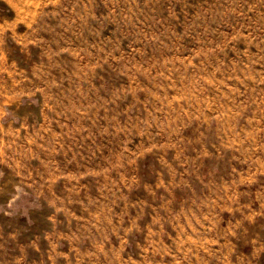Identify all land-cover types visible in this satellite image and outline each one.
Returning a JSON list of instances; mask_svg holds the SVG:
<instances>
[{
    "label": "rangeland",
    "instance_id": "374dc122",
    "mask_svg": "<svg viewBox=\"0 0 264 264\" xmlns=\"http://www.w3.org/2000/svg\"><path fill=\"white\" fill-rule=\"evenodd\" d=\"M0 47V264H252L205 205L263 233L264 0H0Z\"/></svg>",
    "mask_w": 264,
    "mask_h": 264
},
{
    "label": "crops",
    "instance_id": "0c3cea01",
    "mask_svg": "<svg viewBox=\"0 0 264 264\" xmlns=\"http://www.w3.org/2000/svg\"><path fill=\"white\" fill-rule=\"evenodd\" d=\"M4 56H5V52H4V50H2V47H0V59L2 60ZM242 177L243 176L238 177L236 179V181L237 180L238 181L235 183V187H234L235 194H231L228 198H227V195L221 194V200L218 202V204L209 203L208 205H205V207H208V211H211V208H212L215 211L219 212L218 213V216H219L218 221L220 223L222 221V218H225V212L228 209L229 210L233 209L234 211H238V212L240 211V213H242V212L244 213L246 210H248L250 208L249 210L252 212L250 214V219H249L248 225H244V220H246L247 218H245L243 213H242L243 217H241V219L236 222V226H238L237 223L241 222L242 219H243V223H241V227H240L239 231H236V233H238V235H240L241 230L243 228L246 231L247 230L250 231V234H251L249 236V239H250L249 244L251 247L250 252H249V258L251 260L250 262H252V264H259V262L261 261L264 264V230H263V233L260 235L258 230H259V224H261L260 223L261 218L259 217L260 215H258L256 212V211H260L259 209L262 205L259 206V204L257 205L256 202L254 201V194L256 195L257 191H255V187L253 188V186L251 185L252 182L251 183L249 182L248 184H246V187H245ZM222 179H224L223 186L225 187V185H226L225 180L226 179L225 178H222ZM248 179L255 180V178H253V177L248 178ZM202 191H203L204 196H208V197L211 196L212 197V194H205V189H203ZM259 195L260 194H258L257 196H259ZM227 201H229L230 203H228ZM227 203L229 204V206L227 205ZM255 214L257 216H255ZM190 218L193 219V216L192 217L190 216ZM205 222L207 223V220ZM189 227H191L193 230V235L191 234L192 239H193L195 227H194V225L193 226L189 225ZM254 229H257V232H254ZM220 230L223 231V228ZM202 234L206 237H209L212 235V234H209L207 227L204 228V232H202ZM183 235H184V231L181 233L179 238H182ZM217 241L220 242L221 240L219 239ZM241 256L239 254H236L235 258L236 259L239 258L241 260ZM240 264H242V262Z\"/></svg>",
    "mask_w": 264,
    "mask_h": 264
}]
</instances>
